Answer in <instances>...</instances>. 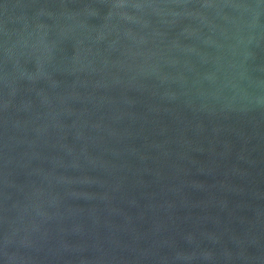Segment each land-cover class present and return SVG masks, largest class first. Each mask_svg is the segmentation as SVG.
<instances>
[{"label":"water","instance_id":"obj_1","mask_svg":"<svg viewBox=\"0 0 264 264\" xmlns=\"http://www.w3.org/2000/svg\"><path fill=\"white\" fill-rule=\"evenodd\" d=\"M0 264H264V0H0Z\"/></svg>","mask_w":264,"mask_h":264}]
</instances>
